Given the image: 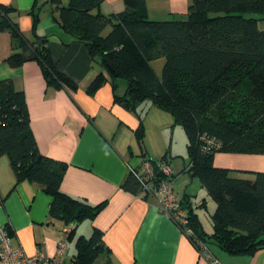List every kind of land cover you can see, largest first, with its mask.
<instances>
[{"label":"trees","instance_id":"trees-1","mask_svg":"<svg viewBox=\"0 0 264 264\" xmlns=\"http://www.w3.org/2000/svg\"><path fill=\"white\" fill-rule=\"evenodd\" d=\"M51 1L61 28L83 43L92 61L106 72L95 75L88 93L108 75L119 105L136 111L151 101L172 115L174 127L178 124L184 130L187 160L179 171L172 169L169 180L173 185L181 172L197 177L215 203L210 214L212 230L207 233L188 195L180 198L193 232L186 236L198 251L202 249L198 240L207 249L208 244H216L234 254H253L264 247V171L240 177L213 162L218 151L264 154V28L260 27L264 0H188L184 14L164 19L148 17L146 0H123L124 9L109 14L100 10L102 0ZM12 11L13 7L0 3V29H9L16 48L5 61L17 67L36 60L47 84L76 89V82L56 67L48 36L26 39L11 18ZM158 59L163 61L160 73L153 65ZM119 80L125 83L122 94L115 91ZM134 132L142 146L141 120ZM3 155L16 181L37 183L52 196L51 217L70 226L97 213L100 205L91 206L61 190L64 164L38 149L24 92L11 78L0 79ZM141 156L121 186L133 194L153 197V187L163 176L160 162L170 166L169 157ZM144 160L153 171L148 180L141 168ZM199 204L204 205V199ZM78 208L81 211L75 217ZM76 249L72 263L93 264L106 249L102 231L94 227L87 238L77 240ZM103 264L113 263L107 257Z\"/></svg>","mask_w":264,"mask_h":264},{"label":"crops","instance_id":"crops-1","mask_svg":"<svg viewBox=\"0 0 264 264\" xmlns=\"http://www.w3.org/2000/svg\"><path fill=\"white\" fill-rule=\"evenodd\" d=\"M61 2L66 4L67 0ZM0 3L14 8L10 16L26 39L48 36L56 67L74 80L77 88L47 84L39 63L33 59L11 67L5 58L16 48L7 28L0 29V79L11 78L14 86L24 92L30 128L40 152L64 164L61 190L91 206L100 205L92 218L84 216L67 226L62 219L49 215L52 196L37 183L16 181L9 160L3 155L0 225L7 227L28 255L40 251L52 256L57 243L66 240L60 264L73 262L77 240L87 238L94 227L102 231L106 249L93 264H103L107 257L113 264H211L172 218L159 209L155 198L133 194L121 186L143 153L154 159L166 154L171 169L176 172L182 168L186 152L174 147L172 115L151 101L144 102L136 111L122 107L114 100L108 75L96 90L88 93V84L103 69L92 61L83 43L74 41L61 28L51 0H0ZM187 4L188 0H146V11L152 19H164L184 14ZM124 7L123 0H102L100 10L109 14ZM260 27L264 28V21ZM162 63V59L153 61L157 73ZM124 88L125 83L119 80L115 91L122 94ZM140 120L144 127L142 146L134 132ZM213 162L234 170L233 175L240 177L264 171L263 154L215 153ZM194 180L186 172L179 173L173 180V188L180 186L182 195L177 196L178 190H174L176 196L196 195L191 188ZM201 188L206 206L208 194L202 184ZM191 197L193 212L204 231L210 233L212 226L201 217L200 200L196 203ZM213 204L211 212L214 201ZM207 247L220 264H264V247L253 254L229 253L216 244Z\"/></svg>","mask_w":264,"mask_h":264},{"label":"built area","instance_id":"built-area-1","mask_svg":"<svg viewBox=\"0 0 264 264\" xmlns=\"http://www.w3.org/2000/svg\"><path fill=\"white\" fill-rule=\"evenodd\" d=\"M142 172L145 173L144 180L152 178L153 171L150 162L142 161ZM160 170L162 178L158 180L156 186L153 187V197L159 209L169 215L172 220L181 228L184 229V234H193L188 226L186 210L174 192L172 182L169 180V175L172 171L171 167L166 162H160ZM151 186V182H148ZM69 228L66 227V231ZM203 253L211 264H220L206 246L200 241H197ZM67 248L66 240H60L57 243L56 251L52 256H46L40 251H36L33 255H28L24 252L21 245L15 241L5 225H0V264H60V256ZM77 264V263H71Z\"/></svg>","mask_w":264,"mask_h":264},{"label":"rangeland","instance_id":"rangeland-1","mask_svg":"<svg viewBox=\"0 0 264 264\" xmlns=\"http://www.w3.org/2000/svg\"><path fill=\"white\" fill-rule=\"evenodd\" d=\"M173 131L174 132L172 133V136H173V144H174V147L176 148V150H179V152L180 151L186 152V136H185L184 130L182 129V127L180 125L177 124L174 127V130ZM216 153L222 154V153H238V152L218 151ZM244 154H248V155H261L262 153H244ZM191 188H192V190H194V192L196 191V193H197L196 195H194V193H191L192 194L191 196H194L193 198H194L195 202L197 200H201L202 188H201V183H200V181L198 180L197 177H195L194 183L191 186ZM199 189H200V191H199ZM174 190H178V192H176L177 193V196H181L182 195V191L180 189V186L178 187V185H177V187ZM188 196H189V200L191 199L192 202H193L192 197L190 195H188ZM207 197L208 198H207V201H206L207 202L206 203V206L201 205L200 208L202 207V209H200V211H201V217H202L203 222L205 224H207V225H209V224L211 225L210 214H211V210H212V205H214V204H213V200L210 198V196L207 195ZM194 208H196V205H195Z\"/></svg>","mask_w":264,"mask_h":264},{"label":"water","instance_id":"water-1","mask_svg":"<svg viewBox=\"0 0 264 264\" xmlns=\"http://www.w3.org/2000/svg\"><path fill=\"white\" fill-rule=\"evenodd\" d=\"M80 211H81V208H78L77 211H76V213H75V217L78 216V214H79Z\"/></svg>","mask_w":264,"mask_h":264}]
</instances>
